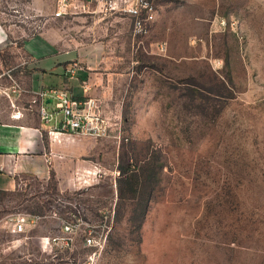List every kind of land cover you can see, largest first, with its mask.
I'll use <instances>...</instances> for the list:
<instances>
[{
	"label": "rangeland",
	"instance_id": "374dc122",
	"mask_svg": "<svg viewBox=\"0 0 264 264\" xmlns=\"http://www.w3.org/2000/svg\"><path fill=\"white\" fill-rule=\"evenodd\" d=\"M59 2L0 0L2 120L28 78L25 42L87 21L54 17ZM161 6L146 37L128 17L114 40L100 25L97 99L122 130L69 136L49 178L0 195V264H264V0Z\"/></svg>",
	"mask_w": 264,
	"mask_h": 264
},
{
	"label": "crops",
	"instance_id": "0c3cea01",
	"mask_svg": "<svg viewBox=\"0 0 264 264\" xmlns=\"http://www.w3.org/2000/svg\"><path fill=\"white\" fill-rule=\"evenodd\" d=\"M69 3V13L57 18L63 20L69 18L68 16H74L75 19H86L87 21L82 23L81 31L75 34L69 32L68 35L62 36L53 25H50L46 27L45 34L25 42L24 49L31 61L23 63L25 66L22 68L24 72H28V78L24 87L19 86L17 90L14 85L12 86L11 92L15 98L11 114L2 120L0 113V191L16 190L19 179L30 175L49 178L53 162H59L54 159V150L63 146L62 144L69 140V136H73L54 133V122L45 123L41 120L39 104L32 103L38 93L48 88L65 87L76 100L80 101L97 99L104 94L100 70L105 62L103 50L105 46L102 49L100 42L97 41L102 36L99 27L104 24L109 30L112 28V34L108 35V39L114 40L121 33V30L120 33L117 30L118 23L126 27L129 21L123 22L121 20L124 18L106 16L102 12V0H69ZM57 8L58 5L54 7V15ZM161 8L162 6L159 13ZM35 9L37 12L44 11L45 6H38ZM157 22L158 16L153 26ZM126 28L129 33V24ZM78 39L91 40L92 43L79 47L76 46L78 42L75 43ZM64 41L69 45L74 42L76 47L62 49V45H66ZM189 50L192 52V45L189 46ZM71 65L75 66L74 73L68 70ZM37 79L41 83L39 86L36 85ZM46 102L52 104L50 99Z\"/></svg>",
	"mask_w": 264,
	"mask_h": 264
},
{
	"label": "built area",
	"instance_id": "2783aa9c",
	"mask_svg": "<svg viewBox=\"0 0 264 264\" xmlns=\"http://www.w3.org/2000/svg\"><path fill=\"white\" fill-rule=\"evenodd\" d=\"M161 0H102L103 11L108 16L128 17L132 21L133 37H146L151 33L157 20ZM70 11L69 0H60L55 17H62ZM161 50H165L162 45ZM68 70L74 73L75 66ZM19 89L18 84H14ZM52 100V106L46 102ZM33 104H39V115L43 122L55 125L54 133L65 135H86L95 138L109 137L114 129L121 132V125L105 115V107L99 99L76 100L65 87H54L38 93ZM20 117L18 116L17 119ZM27 218L18 219L14 226L15 234L25 232ZM67 229H70L68 226ZM91 240L88 239V242Z\"/></svg>",
	"mask_w": 264,
	"mask_h": 264
},
{
	"label": "trees",
	"instance_id": "16d2710c",
	"mask_svg": "<svg viewBox=\"0 0 264 264\" xmlns=\"http://www.w3.org/2000/svg\"><path fill=\"white\" fill-rule=\"evenodd\" d=\"M120 170H121V173H122L123 176H125L129 172L128 168H126L124 166H121ZM123 182L125 184H129L130 186L133 185L134 182H136V184L139 185L138 177L135 174L130 175L128 178L125 179V181L123 180ZM129 188H132V187H129ZM5 193H6L5 191H0V195L1 194H5Z\"/></svg>",
	"mask_w": 264,
	"mask_h": 264
}]
</instances>
